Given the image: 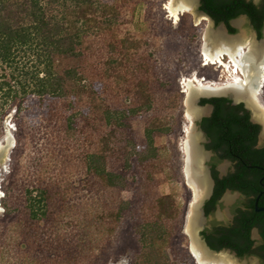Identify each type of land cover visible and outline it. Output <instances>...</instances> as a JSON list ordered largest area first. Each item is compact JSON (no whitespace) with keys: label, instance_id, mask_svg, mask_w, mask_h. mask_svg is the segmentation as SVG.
Listing matches in <instances>:
<instances>
[{"label":"rangeland","instance_id":"obj_1","mask_svg":"<svg viewBox=\"0 0 264 264\" xmlns=\"http://www.w3.org/2000/svg\"><path fill=\"white\" fill-rule=\"evenodd\" d=\"M168 2L134 0L122 8L112 36L129 38L128 57L135 65L120 73V80L109 78L112 37L104 18L98 19L103 29L85 44L90 79L84 84L89 85L85 91L100 96L99 103L88 95L78 100L19 95L7 102L0 93V153L9 137L15 142L0 157V264H198L187 233L194 193L183 150L191 124L186 84L197 76L222 85L231 81L220 65H204L209 21L195 25L194 15L187 14L176 23ZM18 60L21 70H32L33 59L25 52ZM225 60L233 65L228 56ZM11 74L0 65V85L16 86ZM258 97L264 108V88ZM148 102L150 110L111 127L101 119L100 103L125 109ZM148 130L154 131L157 156L141 161ZM92 153H103L108 169L125 175L126 190L107 187L88 170ZM158 220L169 227L163 235L167 241L144 249L138 225Z\"/></svg>","mask_w":264,"mask_h":264},{"label":"trees","instance_id":"obj_2","mask_svg":"<svg viewBox=\"0 0 264 264\" xmlns=\"http://www.w3.org/2000/svg\"><path fill=\"white\" fill-rule=\"evenodd\" d=\"M133 1L113 0V3L106 4L103 0H0V65L4 69H10L11 77L16 81V86H11L5 81L0 85L2 99L8 102L20 95L24 99L29 96H51L56 99L78 100L77 96L88 95L93 103H99L101 98L97 93L85 91L89 85L84 82L90 79L86 73L90 55L86 53L85 44L92 33L98 34L100 29H103L99 25L100 22L96 23L103 17L104 24L107 25L105 31L112 37L108 46L112 48V53H109H114L108 64V72L111 73L109 78L120 80L122 77L119 74L133 68L135 62L128 57L130 54L126 44L129 38L114 40L112 35L116 34L117 28L114 26L120 22L118 18L122 15V8ZM206 4L217 23L225 22L230 32H236L230 26L232 19L249 14L261 34L262 26L259 20L263 11L258 10L253 3H247L245 0H207ZM202 10H206L205 6ZM24 52L30 61L33 59L32 70H21L18 59ZM19 77H24L25 80L20 81ZM6 88L7 91H4ZM100 105V110L105 113L101 119L106 121L108 127L113 126L114 121L134 116L152 107L150 102L125 109H112L109 105L101 103ZM202 105H213L215 108L213 114L204 118L202 123L212 141L208 148L221 153V161L234 160L237 156L240 159L239 176L233 175L218 181L219 185L226 186L220 194H223L225 188H232L245 190L248 195L256 196L258 190H255L254 185H259V180L264 174L257 168H264V147L256 148L260 126L251 123L250 113L243 104L234 105L229 98L203 99ZM153 132L148 130L146 133L148 147L140 154L141 161L156 159ZM164 132L169 130H159L160 134ZM87 166L89 171L105 180L107 187L120 190L128 188L125 175L108 169L107 157L103 153L89 154ZM247 173L249 179L244 177ZM244 186L248 187L244 189ZM32 200L34 201L30 208L32 216L36 217L35 199ZM251 208L250 218L237 221V228H222L218 230V237H208L210 246L217 251L230 248L241 258L257 256L264 262V244L253 249L254 241L251 238V231L255 227H260L264 238V219H257L255 200ZM125 209V205L120 208L119 219ZM246 221L251 222L249 228L244 224ZM168 224L171 226L170 220ZM166 226L168 225L163 223V220L154 223L141 221L137 230L139 243L143 244L144 249L157 248L161 240L166 243V238L163 239L169 228Z\"/></svg>","mask_w":264,"mask_h":264},{"label":"water","instance_id":"obj_3","mask_svg":"<svg viewBox=\"0 0 264 264\" xmlns=\"http://www.w3.org/2000/svg\"><path fill=\"white\" fill-rule=\"evenodd\" d=\"M199 1L171 0L170 11L177 20L179 19L178 10L192 13L194 15L195 25H198L203 17H207L209 24L203 36V54L209 60H214L223 53L228 54L243 73L245 81L220 88L190 86L188 90L185 101L187 107L186 117L190 120L191 124L187 133L185 171L187 183L194 190L193 213L187 229L191 241V250L198 264H264L257 256L241 258L229 250H222L221 252L213 251L207 248L204 240L200 236L199 229L205 223L202 204L209 189V179L205 168L210 166L211 155L209 149L204 146L205 139L199 122L203 117L210 116L213 112V107L211 105H202V100L229 98L234 105H238L243 101L249 109L254 110H252L253 117L256 114L258 118L259 70L264 60V42L263 44L257 43L255 40V32L246 25L245 18L236 21L238 23L243 22V24L236 27V32L231 34L223 23L215 22L199 8ZM263 145L264 138L261 133L259 146ZM219 168H224V171H226L228 168L227 162L222 161ZM227 200L230 201L231 198L228 197ZM256 210L264 212V208L259 207V201L256 202ZM228 211L229 203L219 209L217 213L221 214L223 218H227ZM211 218L213 220L217 217ZM217 221L221 223L222 219L218 218ZM209 224L207 225L209 226ZM256 234L257 232L255 231V238H257Z\"/></svg>","mask_w":264,"mask_h":264},{"label":"flooded vegetation","instance_id":"obj_4","mask_svg":"<svg viewBox=\"0 0 264 264\" xmlns=\"http://www.w3.org/2000/svg\"><path fill=\"white\" fill-rule=\"evenodd\" d=\"M207 0H200L199 1V5H200V9L202 10L203 6H205L206 10L203 11L204 13H206L207 15H209L215 22L216 19H214V16L210 13L212 12L207 4H206ZM247 3L251 2L253 3V5L258 9L263 11L260 15V22L259 24H261L262 26V30H261V34L258 32L257 28L255 27V24L251 18V16L249 14H243L240 15L239 17L232 19L230 21V26L235 29L236 27H239L241 24H243V22H236L237 20L241 19V18H245L246 20V25L248 27H250L251 29H253V31L255 32V40L257 41V43L259 44H263L264 42V0H245ZM223 23L226 27L227 25L225 24V22H221ZM228 31L230 32L229 28L227 27ZM236 30V29H235ZM231 34H233L231 32ZM230 35V34H229ZM231 36V35H230ZM240 104H243L246 108V110L250 113V121L252 124L254 125H258L260 126V131L258 134V144L256 146V148H263V146H259V139L262 133V130L264 129V123L260 120H258V118L253 117L252 115V110L253 109H249L247 107V105L245 104V102H241ZM238 104V105H240ZM213 107V112H214V106L211 105ZM254 111V110H253ZM213 112L211 113V115L213 114ZM210 115V116H211ZM210 116H205L201 119V121L199 122V126L200 129L202 130L203 133V137L205 139V147L207 149L208 146L211 144V140L208 137L207 132L204 130L203 128V121L204 118L210 117ZM209 153H210V166H208L207 168H205L206 173L208 175V179H209V189H208V194L202 204V212L204 214V218H205V223H203V226L199 229L200 230V236L202 237V239L204 240L207 248L219 252L215 249H213L210 246V243L208 241V237H218V230L219 229H227V230H233L235 228H237V221H245V218L249 217L251 215L252 212V208H251V204L252 202L255 200V213L257 215V219H261V221L264 219V212L263 211H257L256 210V202L259 201V207L260 208H264V174L261 176L260 180H259V185H254L255 190H258V193L256 196H250L248 195L245 190H241V189H236L233 190L232 188H225L223 194L221 192V190L226 187L225 184H218V181H222L226 178H230L233 175L239 176L238 172L241 170H239V166H240V159L238 158L239 156H237V158L233 159H226V160H222V161H226L228 164V168L226 169V171H224V168H219L221 161V153L215 152L212 149H209ZM236 156V155H235ZM260 170H262L264 172V168H258ZM245 178L249 179L250 176L247 173L245 176ZM247 188L248 186H244ZM230 192V194H229ZM235 194V195H234ZM230 197L231 200L228 201L227 198ZM229 203V211L227 212V218H223V216L221 214H218V210L221 209L223 206H226V204ZM211 217H217L216 219L211 220ZM222 217V218H221ZM218 218L222 219L221 223H218ZM250 218V217H249ZM215 220V221H214ZM246 221V226L249 228V225L251 222ZM259 222V221H258ZM208 223L209 226L207 225ZM261 223V222H259ZM255 231L257 232L256 237H254ZM251 238L254 241V246L253 249H257L259 248L262 244H264V238L261 232L260 227H255L252 229L251 231ZM191 248V247H190ZM222 250H229L231 252H233L236 256H238V254L233 251L230 248H224ZM220 250V252L222 251ZM192 252V250H191ZM239 257V256H238ZM259 259L263 262V260L259 257Z\"/></svg>","mask_w":264,"mask_h":264},{"label":"bare ground","instance_id":"obj_5","mask_svg":"<svg viewBox=\"0 0 264 264\" xmlns=\"http://www.w3.org/2000/svg\"><path fill=\"white\" fill-rule=\"evenodd\" d=\"M170 2H171V0H169V2L167 3L166 9H167L168 13L170 14V16L172 17V19L175 20L176 23H179V21L181 20V17L182 16H185L187 14H190V15L192 14V13L187 12V11L178 10V17H179V19L177 20L173 16V14L171 13V11H170ZM205 21H209V19L207 17H203L198 25H203V23ZM226 56H228L231 59V57L228 54L223 53V54L219 55V57L216 58V59H214V60H209L208 58H206L207 63H205L204 65H206V67L207 66L208 67H211V65H215V64L216 65H220L221 68H222L221 69V72L222 73H225L229 77V80L231 82H229L228 84L225 83V85H222V84L215 83V82H211V81L208 82L207 78L206 79H202L199 76H197L194 79L191 78L187 82V84H186V86H187V94H188V90H189V87L190 86H194V87H215V88H220V87H224V86H228V85H232V84H237V83L244 82L245 81V77H244L243 73L241 72V70L238 68V66L234 63V61L232 59H231V62L233 63V65H230L228 63V61L225 60V57ZM263 88H264V60H263V62L261 64L260 70H259L258 95H259V93H261V91H262ZM258 99H260V97H258ZM260 106H262V105L261 104L259 105V100H257V114H258V118H259L260 121H262L264 123V108H262ZM188 130L189 129H187V133H188ZM186 141H187V137H186ZM186 141H185V146H184L183 150H184V153H185V156H186V159H187ZM14 143H15L14 142V139L12 137H9V139H8V145L5 146V147H3V146L1 147V153H0L1 155H0V157H3L4 154L7 153V151L9 150V148L14 145ZM185 173H186V171H185ZM186 179H187V177H186ZM188 187H190V186L188 185ZM191 190L194 193V190L192 188H191ZM1 191H0V194H2ZM1 198H2V195H0V199ZM193 206H194V201H193L192 206H191V212H190L191 214H190V217H189V222H190V219H191V216H192V213H193ZM188 226H189V223H188ZM192 254H193V252H192ZM193 256H194V254H193Z\"/></svg>","mask_w":264,"mask_h":264},{"label":"snow or ice","instance_id":"obj_6","mask_svg":"<svg viewBox=\"0 0 264 264\" xmlns=\"http://www.w3.org/2000/svg\"><path fill=\"white\" fill-rule=\"evenodd\" d=\"M0 195H2V194H0Z\"/></svg>","mask_w":264,"mask_h":264}]
</instances>
